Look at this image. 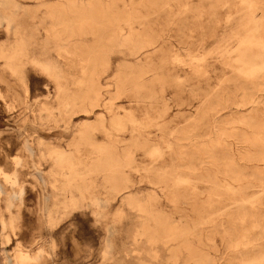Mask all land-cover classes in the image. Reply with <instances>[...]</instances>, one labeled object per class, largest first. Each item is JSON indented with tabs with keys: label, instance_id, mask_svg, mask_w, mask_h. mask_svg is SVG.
I'll list each match as a JSON object with an SVG mask.
<instances>
[{
	"label": "rangeland",
	"instance_id": "obj_1",
	"mask_svg": "<svg viewBox=\"0 0 264 264\" xmlns=\"http://www.w3.org/2000/svg\"><path fill=\"white\" fill-rule=\"evenodd\" d=\"M0 100V264H264V0H0Z\"/></svg>",
	"mask_w": 264,
	"mask_h": 264
},
{
	"label": "bare ground",
	"instance_id": "obj_2",
	"mask_svg": "<svg viewBox=\"0 0 264 264\" xmlns=\"http://www.w3.org/2000/svg\"><path fill=\"white\" fill-rule=\"evenodd\" d=\"M69 54V52H68ZM75 66V65H74ZM1 101V100H0ZM9 104V103H8ZM9 106V105H7ZM6 107V106H5ZM7 108V107H6ZM8 111V110H7ZM19 165H20V162H19ZM4 166H1L0 165V171L3 169ZM3 174V173H2ZM7 174V173H6ZM10 181V180H9ZM12 181V180H11ZM3 182V181H2ZM0 192H2L1 188H0ZM22 194V193H21ZM66 194V193H65ZM1 195V194H0ZM11 197V196H10ZM12 198V197H11ZM14 199V198H13ZM19 200V199H18ZM17 200V201H18ZM20 204V203H19ZM20 206V205H19ZM2 226L4 227V223L2 222L1 223ZM149 237V236H148ZM150 238V242L151 243H154L155 241V238L152 237H149ZM157 239V238H156ZM9 240L7 238V236H5V242L7 243ZM2 245V244H1ZM3 251V250H2ZM4 254V253H3ZM10 257V256H9ZM38 257H39V253H37L36 255H33L31 256V254L29 255L26 251L22 250V248L18 245L14 251H13V254L11 256V259L10 261L8 262L7 260V263L6 264H33L34 262H36L38 260Z\"/></svg>",
	"mask_w": 264,
	"mask_h": 264
}]
</instances>
